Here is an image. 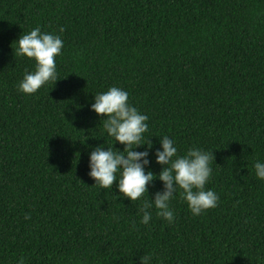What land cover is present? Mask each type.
<instances>
[{"label":"trees","instance_id":"16d2710c","mask_svg":"<svg viewBox=\"0 0 264 264\" xmlns=\"http://www.w3.org/2000/svg\"><path fill=\"white\" fill-rule=\"evenodd\" d=\"M35 27L64 46L56 83L25 95L17 84L34 62L15 58L12 42ZM111 86L148 116L153 152L165 135L180 155L213 152L205 189L218 195L215 208L193 216L177 194L173 223L152 208L145 225L139 209L158 178L134 202L115 182L92 185L89 152L114 141L89 105ZM257 160L264 0H0V264H264Z\"/></svg>","mask_w":264,"mask_h":264},{"label":"clouds","instance_id":"9594fccd","mask_svg":"<svg viewBox=\"0 0 264 264\" xmlns=\"http://www.w3.org/2000/svg\"><path fill=\"white\" fill-rule=\"evenodd\" d=\"M64 29H59L63 33ZM13 42L15 47H13ZM12 42L14 57H26L34 62V71H25L17 84V90L25 95L36 93L50 81L56 83V57L61 54L64 42L61 35L42 31L35 27L21 34ZM89 107L100 118L107 137L123 145V150L114 151V144L95 146L89 152L87 175L100 189H109L115 182L118 195L131 202L149 194V185L154 179L162 182V188L155 191L151 200H144L139 213L140 223L149 224L152 208L156 215L169 224L174 222V211L170 201L179 194L193 216L201 215L217 206L219 197L212 189H205L212 175L213 152L189 148L183 155L178 154L175 142L169 136H158L160 147L155 148L144 133L148 131V116L129 103L128 92L111 86L106 91L94 93ZM104 137V136H101ZM145 146L143 151L135 149ZM117 149V148H115ZM154 162L161 165L159 173L151 170ZM256 179L264 180V161L254 165ZM150 195V194H149ZM27 218V217H26ZM142 264H151L150 256H141ZM17 264H24L21 258Z\"/></svg>","mask_w":264,"mask_h":264},{"label":"bare ground","instance_id":"6f19581e","mask_svg":"<svg viewBox=\"0 0 264 264\" xmlns=\"http://www.w3.org/2000/svg\"><path fill=\"white\" fill-rule=\"evenodd\" d=\"M70 231V230H69ZM47 254V253H46Z\"/></svg>","mask_w":264,"mask_h":264}]
</instances>
